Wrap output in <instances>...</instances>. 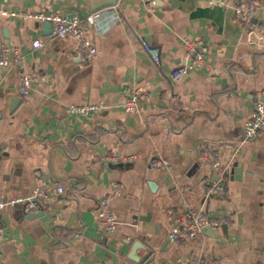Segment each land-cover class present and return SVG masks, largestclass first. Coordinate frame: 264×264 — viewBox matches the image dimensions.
Masks as SVG:
<instances>
[{"label":"crops","instance_id":"0c3cea01","mask_svg":"<svg viewBox=\"0 0 264 264\" xmlns=\"http://www.w3.org/2000/svg\"><path fill=\"white\" fill-rule=\"evenodd\" d=\"M225 1L118 0L104 8L116 16L89 28L93 56L74 38L55 37L46 21L3 13L86 17L87 0H0V49L11 43L25 56L0 66V199H27L41 187L49 193L38 212L21 204L0 210V264H264V129L244 136L264 101V0H248L256 6L252 25L232 9L240 0ZM186 38L208 53L178 80ZM143 42L159 50L160 65ZM24 72L38 76L28 98ZM131 93L139 101L127 112ZM92 104L105 107L69 109ZM129 154L141 159L105 160ZM151 155L172 167H151ZM215 160L227 166L224 196L210 193L219 180ZM105 198L116 218L108 235L98 217ZM191 209L219 224L172 241L169 212Z\"/></svg>","mask_w":264,"mask_h":264},{"label":"built area","instance_id":"2783aa9c","mask_svg":"<svg viewBox=\"0 0 264 264\" xmlns=\"http://www.w3.org/2000/svg\"><path fill=\"white\" fill-rule=\"evenodd\" d=\"M8 1V0H4ZM210 3L217 4L218 6H227L228 2L225 0H207ZM232 9L238 19L245 22L247 25H252V18L256 10L253 2L248 0H240L232 4ZM4 14L8 15H23L26 17H35L41 21H50L53 25V35L58 38H74L80 50L89 52L90 55H96L98 52L97 46L89 34L90 26H100L104 24L109 18L116 16L110 9H102L97 12L90 13L86 17H81L78 14L72 16H63L58 13L43 14L36 13L30 14L26 12L9 11L5 9ZM184 46L187 51V59L181 66L173 71L175 79H181L190 69L205 64L206 55L208 53L207 46L201 41H194L191 39H184ZM43 42L40 40L34 41L35 47H42ZM145 51L150 55L152 61L156 65L161 64L160 52L157 48L150 45L148 42H143ZM0 66L9 68L14 65H19L24 62L25 56L20 48L14 44L4 42L0 49ZM38 76L28 72H24L20 80V91L25 98L32 95L36 89ZM139 95L136 93L129 94L124 103V108L127 112H133L137 109ZM105 107L104 105H71L69 107L72 113L91 114L92 112ZM264 129V101L258 99L255 103L251 117L245 122L244 136L246 139H255L260 135ZM141 155L129 154L123 157L108 156L105 158L107 162H123L133 163L139 161ZM150 165L153 168H171L172 164L167 158L161 156L151 155ZM214 170L219 176V180L211 185L210 193L218 196H224L227 192V185L224 176L227 173V166L221 160H215L212 164ZM58 192L63 193L64 188L59 186ZM49 200V193L44 188H37L30 198H10L0 199V210L4 209L7 205L21 204L24 211L28 214L38 212L42 205ZM99 224L104 235L112 234L116 231V218L110 209L109 199L105 198L100 201L98 209ZM170 222L169 237L174 242H188L198 238L204 231L207 225L217 226L219 222L199 209H191L188 212L181 214L170 211L168 215ZM4 236L0 234V239ZM208 262H202L206 264Z\"/></svg>","mask_w":264,"mask_h":264},{"label":"water","instance_id":"95a60500","mask_svg":"<svg viewBox=\"0 0 264 264\" xmlns=\"http://www.w3.org/2000/svg\"><path fill=\"white\" fill-rule=\"evenodd\" d=\"M87 2L91 8L92 13H93V12H97V11L102 10L104 8H107V7L115 6L118 3V0H101V1L87 0ZM44 27L46 28V30L49 29L51 32L53 31V25L50 21L44 22ZM14 108H15V106H14ZM12 109H13V106H12ZM206 229H211V226L210 225L205 226L204 230H206Z\"/></svg>","mask_w":264,"mask_h":264}]
</instances>
